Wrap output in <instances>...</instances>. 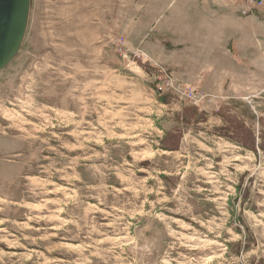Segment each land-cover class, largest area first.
<instances>
[{"label": "rangeland", "instance_id": "obj_1", "mask_svg": "<svg viewBox=\"0 0 264 264\" xmlns=\"http://www.w3.org/2000/svg\"><path fill=\"white\" fill-rule=\"evenodd\" d=\"M224 6L31 0L0 72V264H264V47L168 51L209 19L264 38V8Z\"/></svg>", "mask_w": 264, "mask_h": 264}, {"label": "crops", "instance_id": "obj_2", "mask_svg": "<svg viewBox=\"0 0 264 264\" xmlns=\"http://www.w3.org/2000/svg\"><path fill=\"white\" fill-rule=\"evenodd\" d=\"M223 5V4H222ZM203 7V5L201 6ZM225 7V6H224ZM206 9V8H205ZM208 11L211 13V8L207 7ZM211 15V14H210ZM228 15V14H227ZM213 16H217V15H213ZM212 17V16H211ZM217 17H221V16H217ZM232 17V16H231ZM234 18V17H233ZM245 19L244 17H240ZM249 19V18H247ZM261 19V18H259ZM257 20L256 24V30L258 31L263 30L262 32H260L263 36H264V23L260 22V20ZM263 21V20H262ZM224 23H227L226 21H223ZM223 22L220 19H209L203 22V31L200 33V36L202 38H200V40H193V41H184V40H180L178 43L175 44V48H171V50L168 51H172V52H184V53H192V54H198V56L196 57V60L198 59L199 61H209V62H225L227 60H229L231 57H233V55L237 52L236 47L234 46V40L236 39L235 37H237L239 34L242 36L241 40L238 39V43L236 42V45H240L242 44V40L244 41V43H246V45H253L252 43L254 42L253 39H256L255 43L257 44V47L260 48L261 44L264 47V38L261 36V34L259 33V35L261 36L260 38H258V34L254 33L253 31L249 30V28H242L244 30H239L241 28H238V30H235L233 28H225L222 27ZM264 22V21H263ZM235 23V24H234ZM234 23H231L232 26L236 25L237 21H234ZM207 28H212L213 33H211L212 35H214V37H210L208 39V42H204L206 40V37L210 34L209 32H205ZM225 29L224 31L221 32H216L217 30L220 29ZM254 33V35L252 34ZM217 35V36H216ZM174 36H178V35H174ZM204 36V37H203ZM245 45V44H244ZM259 48H255L258 52H259ZM260 53V52H259ZM261 55H264V52H261ZM262 59H264V57H262ZM214 64V65H215ZM214 76H217V74H215Z\"/></svg>", "mask_w": 264, "mask_h": 264}, {"label": "water", "instance_id": "obj_3", "mask_svg": "<svg viewBox=\"0 0 264 264\" xmlns=\"http://www.w3.org/2000/svg\"><path fill=\"white\" fill-rule=\"evenodd\" d=\"M31 0H0V72L19 53L28 27Z\"/></svg>", "mask_w": 264, "mask_h": 264}, {"label": "built area", "instance_id": "obj_4", "mask_svg": "<svg viewBox=\"0 0 264 264\" xmlns=\"http://www.w3.org/2000/svg\"><path fill=\"white\" fill-rule=\"evenodd\" d=\"M227 7H236L241 16L248 17L262 11L264 0H219Z\"/></svg>", "mask_w": 264, "mask_h": 264}]
</instances>
